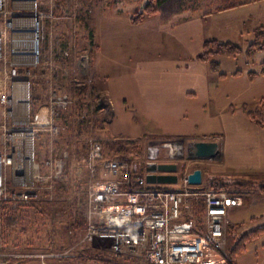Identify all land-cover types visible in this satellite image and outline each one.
Segmentation results:
<instances>
[{"label":"rangeland","instance_id":"1","mask_svg":"<svg viewBox=\"0 0 264 264\" xmlns=\"http://www.w3.org/2000/svg\"><path fill=\"white\" fill-rule=\"evenodd\" d=\"M148 1L3 0L0 148L11 144L7 140L11 130L22 134L28 128L34 133L31 143L37 161L63 152L67 153V161L60 188L54 190V184L52 190H40L24 202H0V264L112 262L110 248L101 249L97 243L83 240L87 232V188L118 176L102 174L101 166L106 160H123L130 169H142L150 143L169 145L176 139L164 136L184 137L170 132L182 127L191 130L194 124H200L198 130L205 125L223 133L221 165L216 158H188L180 162L181 170L186 166L202 167L204 184L209 177L222 178L216 174L221 169L224 172L238 168L236 172H226L231 177L224 176L240 181L229 187L242 197V204L231 214L226 227L228 259L239 236L264 225V192L259 189L264 181V151L254 139L257 131L262 134L264 128L251 123V127H256L251 134L242 123L238 125L236 119L245 116L233 97L230 100L238 105L233 116L228 113L225 101L215 107L208 103L206 113H215L214 117L200 114L201 104L206 100L202 93L207 91L205 84L209 79L203 71L209 73L212 67L196 59L202 41L217 37L218 41L241 48L235 56L210 58L218 63L220 72L229 74L249 66L259 67L264 52L255 51L249 57L245 51L257 27L251 29L247 25L239 33L233 31L231 17L201 20L216 12L220 0H199L195 5L187 0L183 3L168 0L156 14L142 16L138 24L131 23L135 12L139 17ZM33 7L42 13L39 27L42 56L29 70L26 65H19L16 76H11V64L18 58L11 54L17 18L22 15L27 20L32 15L29 8ZM183 90L197 93L196 99L185 103L183 111H188V117H183V111L177 120L162 116L168 109L155 105L166 102L163 99L168 91H174L181 100ZM55 94H66L69 99L67 109L58 112L53 120L59 125L57 134L47 129ZM243 102L252 103L249 98ZM17 104L23 106V118L13 116ZM237 126L240 129L237 135L231 134V129ZM155 135L162 139L156 141ZM165 151L163 147L159 159L165 158ZM256 156L261 164L255 160ZM229 159H234L232 166L228 165ZM200 201L192 200L189 204L194 207ZM228 262L226 258L223 264ZM235 264H264V233L244 244Z\"/></svg>","mask_w":264,"mask_h":264},{"label":"built area","instance_id":"2","mask_svg":"<svg viewBox=\"0 0 264 264\" xmlns=\"http://www.w3.org/2000/svg\"><path fill=\"white\" fill-rule=\"evenodd\" d=\"M2 2L0 0V8ZM29 9H32V15L27 20L22 15L17 18L11 54L19 56L11 64V76H16L19 65H26V70H29V66L40 59L39 27L42 13L35 7ZM17 105L13 116L23 118V106ZM68 106V95H54L51 121L47 126L50 133L59 132V125L53 120L59 110H65ZM7 132L9 130H5ZM10 133L7 135V140L11 141L9 147L0 148V202H24L40 190H52L54 184L64 177L67 153L37 161L31 143L33 130L26 128L22 134L14 133V130ZM151 145L158 146L155 143L148 145L142 178L155 173L145 169L147 164L158 162V158H148ZM174 148L177 149L176 145L170 142L168 152L176 153L178 149L174 152ZM101 170L104 176H118L90 184L87 188V232L83 240L97 243L101 249L110 248L114 260L109 264L225 262L226 227L230 213L242 204L239 194L202 188V183L191 185L185 171L180 173L175 184H158L170 189H131L135 169H130L126 161L118 159L106 160ZM199 199L200 203L194 207L189 204Z\"/></svg>","mask_w":264,"mask_h":264},{"label":"crops","instance_id":"3","mask_svg":"<svg viewBox=\"0 0 264 264\" xmlns=\"http://www.w3.org/2000/svg\"><path fill=\"white\" fill-rule=\"evenodd\" d=\"M230 17L232 18L231 24H232L233 31L237 30L239 32L241 30H245V29H247V27H246L247 25H250L251 29L255 28V27H259L261 25H264V0L251 2L248 4L237 6V7H234L232 9H228V10H224V11L214 12L209 17L203 16L201 18V20L206 21L208 18L229 19ZM239 33H241V32H239ZM214 39L217 40L218 38L214 37ZM259 52H262V51H259ZM263 61H264V58L259 63V67H257V68H254V67L252 68V66H249L245 70L237 69L235 71H232L229 74L220 72V70L218 68H217V70L216 69L213 70L211 68V70H209V73H207V71L204 70L203 75L205 77H209V79L206 81V84H205V85H207L208 89H207V91L202 93L203 97L206 96V100H205V103L201 104L202 108L200 109V114L205 115L207 117L212 115L214 117L215 113H210L208 115L206 113L208 103L211 102V105L213 107H215L218 102L225 101V105L227 106L228 113L230 114V116H233V114L238 110V109H236L238 105L236 106V102L234 100H230V97H233L232 99L239 101L237 103H240L241 112L244 114L241 107L244 104H248V102H243L244 100H247V98H249L251 100V102L253 103L258 97H260L261 95H264V73L261 70L262 69L261 63ZM199 62H201V61H199ZM201 63L206 64L204 62H201ZM250 72L255 73V75L250 76L249 75ZM226 81H229V82L226 85H224ZM239 82H242V84H240ZM207 93H210L211 96L208 97ZM176 96L177 95L175 94L174 91H172L171 93L168 91L166 93V95H164V99H163L166 102L160 106L155 105V107H157V108L162 107V108L168 109L167 111H165L162 114V116L173 117V119L177 120L178 117L181 115V114H179V112L182 113L181 111H183V109H184L185 103H187L189 101V99L190 100L193 98L196 99L197 93H194L191 90H183L180 92V95H179V98H181V100H178L176 98ZM183 97H184V99H183ZM187 113H188L187 110L183 111V117L184 118L188 117ZM244 116H245V118L239 117L238 119H236V122L238 123V125L240 123H242V125L245 127L244 129L246 131H249L252 134L253 128H256V127H251L252 122L246 117L245 114H244ZM164 119L167 120L166 118H164ZM167 121H170V120H167ZM198 125H200V124H194L193 128H191V130H186V128L182 127L181 129H176L174 132H170V133H173L175 136L178 135V136H184V137H174V136L168 135L170 137L164 136V138L165 139H180L181 138V139H184L183 142L185 144H187L188 142H191V141H199V140L207 141V140H210L208 138L209 136L216 135V137L213 138L215 140H210V141H215L218 144V155L216 156L215 160L218 161V165H219L220 164L219 160L221 157H223V154H224L223 150L221 149V145H220L221 137H223L222 136L223 133L221 131L216 132L214 130H211V128H209L208 126H205V125H203L202 128L200 127L201 130H198L197 129ZM260 128H264V127H260ZM238 130H240L238 126H237V128L231 129V134H234V132L236 133V131H238ZM187 133H189V134H187ZM236 135H237V133H236ZM160 139H162V138H157V135H155L156 141H158ZM254 139H256L257 141L260 142V149L262 148L264 151V131L262 134L258 133V131H257ZM176 150L177 149L174 148V152H176ZM188 158H184L182 160H179L178 163L180 164L181 161L182 162L187 161ZM195 159H197V158H195ZM255 160L257 161V156H256ZM159 161H167V159L165 157L163 159H159ZM233 161H234V159H229L228 165L232 166ZM257 163L261 164L258 161H257ZM196 168L202 169V167L194 165L193 167H189V169L186 166L185 170H187V172H188V171H192V169H196ZM202 171H203V169H202ZM222 171L223 170L221 169V171L218 172L220 174H218V173H216V174L220 175V176L231 177V175L226 173V172L233 173V171L234 172L238 171V168H229V169H226V171H224V172H222ZM223 173H226V174H223ZM237 210H238V208H237ZM233 212H236V210L234 209L230 213L229 217L231 216V214ZM257 227H260V225ZM257 227L252 228V229H248L247 232H250V231L256 229ZM261 234H263V233H261ZM261 234H259L258 237ZM240 253L237 254L236 258L238 257V255Z\"/></svg>","mask_w":264,"mask_h":264},{"label":"trees","instance_id":"4","mask_svg":"<svg viewBox=\"0 0 264 264\" xmlns=\"http://www.w3.org/2000/svg\"><path fill=\"white\" fill-rule=\"evenodd\" d=\"M149 0L142 9V12L139 13V17L137 16V13L135 12V15L131 18V23L138 24L141 21L142 16H151L159 12L160 7L163 6V4L168 0ZM199 0H187V2H190V4L195 5ZM260 0H220V5L215 7V11H224L228 9H232L237 6H241L244 4H248L251 2H256ZM156 2V3H155ZM180 2H185V0H180ZM156 4V5H155ZM245 51L247 52V55L250 57L252 54L255 53V51H264V25H261L257 27L254 30V39L249 45L246 47ZM241 52V48L238 45H235L231 42H221L216 39L207 38L202 41L201 49L196 55V59H198L201 62L208 63L211 65L213 70H217L218 63L211 62L210 58L212 56H219V55H226V56H235L236 54ZM40 56H42V50L40 48ZM261 70L264 73V61L261 63ZM250 76H254L255 73L250 72ZM242 110L246 117L256 126L258 127H264V95H261L258 97L253 103L251 104H244L242 107ZM59 112H63L59 110ZM59 114V113H58ZM57 114V116H58ZM209 137H216V135H211ZM134 179L133 184L130 186L131 189L140 188V189H152V188H163V189H170L171 187H167L164 185H147L143 182H140V179L143 176L142 169H137L134 172ZM243 182V181H241ZM61 182H56L54 190L60 188L63 186L60 184ZM238 184L240 181L238 179L231 180L229 177H222L220 179L209 177L204 181V184H202V188H212L217 190H225L230 193L239 194L240 192L235 191L229 187L231 184ZM245 183H249L248 181H245ZM263 183L259 187V189L264 192V181L260 182ZM57 187V188H56ZM85 221V218L83 219ZM264 233V225L257 227L256 229L245 232L244 235H241L237 238L236 243L234 247L230 250L229 259L227 257L228 263L225 264H235V258L238 253L243 251L244 244L248 242L251 239L257 238L259 234ZM216 264H219V262H216Z\"/></svg>","mask_w":264,"mask_h":264},{"label":"water","instance_id":"5","mask_svg":"<svg viewBox=\"0 0 264 264\" xmlns=\"http://www.w3.org/2000/svg\"><path fill=\"white\" fill-rule=\"evenodd\" d=\"M171 145H176L178 152L169 153L165 151V157L169 161H160L145 166L146 171L155 172L145 175L140 182L147 184H175L178 182L179 165L176 161L189 158H209L215 159L218 155V144L215 141H191L186 145L183 140L172 141ZM169 147L168 144L151 145L148 148V158L151 160L159 159L160 149ZM187 181L191 185H199L202 182V170L196 168L187 174Z\"/></svg>","mask_w":264,"mask_h":264},{"label":"bare ground","instance_id":"6","mask_svg":"<svg viewBox=\"0 0 264 264\" xmlns=\"http://www.w3.org/2000/svg\"><path fill=\"white\" fill-rule=\"evenodd\" d=\"M17 56H19V54L17 55ZM20 87H24L22 84H18ZM17 89V88H16ZM19 92H20V90H18ZM230 258V257H229Z\"/></svg>","mask_w":264,"mask_h":264}]
</instances>
